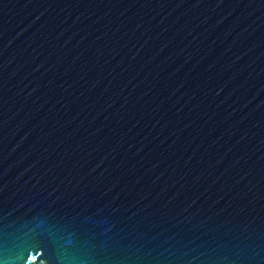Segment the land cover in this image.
<instances>
[{"label":"water","instance_id":"water-1","mask_svg":"<svg viewBox=\"0 0 264 264\" xmlns=\"http://www.w3.org/2000/svg\"><path fill=\"white\" fill-rule=\"evenodd\" d=\"M0 264H264V0H0Z\"/></svg>","mask_w":264,"mask_h":264}]
</instances>
